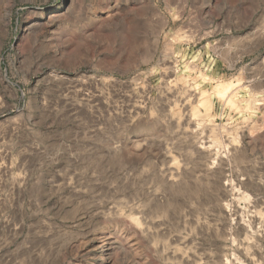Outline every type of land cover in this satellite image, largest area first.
I'll use <instances>...</instances> for the list:
<instances>
[{"label": "rangeland", "instance_id": "rangeland-1", "mask_svg": "<svg viewBox=\"0 0 264 264\" xmlns=\"http://www.w3.org/2000/svg\"><path fill=\"white\" fill-rule=\"evenodd\" d=\"M0 264H264V0H0Z\"/></svg>", "mask_w": 264, "mask_h": 264}, {"label": "bare ground", "instance_id": "bare-ground-1", "mask_svg": "<svg viewBox=\"0 0 264 264\" xmlns=\"http://www.w3.org/2000/svg\"><path fill=\"white\" fill-rule=\"evenodd\" d=\"M239 81V80H238ZM232 88V82L224 83L217 87V91L219 94L225 93ZM198 122V121H197ZM196 123V122H195ZM231 129V128H230ZM215 160V159H214ZM232 182V181H231ZM238 187V186H237ZM240 191V190H239ZM246 196V195H245ZM248 198V197H246ZM229 261V259H227Z\"/></svg>", "mask_w": 264, "mask_h": 264}]
</instances>
